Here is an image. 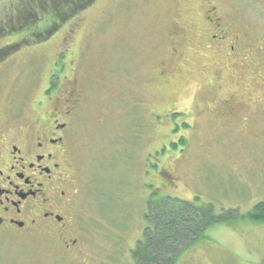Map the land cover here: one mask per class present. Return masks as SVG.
<instances>
[{
	"label": "rangeland",
	"instance_id": "rangeland-1",
	"mask_svg": "<svg viewBox=\"0 0 264 264\" xmlns=\"http://www.w3.org/2000/svg\"><path fill=\"white\" fill-rule=\"evenodd\" d=\"M19 1L0 0V130L29 132L49 97L73 89L77 199L65 228L0 235V264H134L147 237L169 238L166 212L151 208L167 198L236 217L174 264H264V225L239 218L264 202V0H98L60 18L40 2L19 13ZM218 18L220 45L209 39Z\"/></svg>",
	"mask_w": 264,
	"mask_h": 264
},
{
	"label": "flooded vegetation",
	"instance_id": "flooded-vegetation-1",
	"mask_svg": "<svg viewBox=\"0 0 264 264\" xmlns=\"http://www.w3.org/2000/svg\"><path fill=\"white\" fill-rule=\"evenodd\" d=\"M205 19L211 22L210 17ZM218 20L211 24L218 34L209 39L220 45L226 34ZM239 45L234 39L227 57H233ZM65 92L59 98L49 97L53 99L52 112L30 123L29 132L19 133L18 128L7 126L0 130V235L20 236L41 227L62 228L65 216L72 213L77 191L70 171L68 134L70 121L82 103L73 89ZM37 104L39 109L40 102ZM235 106L241 110L248 107L233 100L230 105L224 104L229 110ZM75 245L73 241L64 248Z\"/></svg>",
	"mask_w": 264,
	"mask_h": 264
},
{
	"label": "trees",
	"instance_id": "trees-1",
	"mask_svg": "<svg viewBox=\"0 0 264 264\" xmlns=\"http://www.w3.org/2000/svg\"><path fill=\"white\" fill-rule=\"evenodd\" d=\"M96 1L98 0H24L23 2L25 4L22 5L23 3L21 0L19 1L20 5H18V9L19 6H22V8L21 10L19 9L20 11L18 10V12L23 13L24 11H26L27 13H29L31 10H35L38 2H40L38 4L39 7H42V5L44 6L45 4L50 5V7L48 8H52L55 6L56 9L53 8L51 14L55 17V13L57 12V16L55 18H60L64 13L70 15L74 12H80V10H84L90 7L91 5L96 3ZM74 14H71L69 17L73 16ZM6 49L7 48L2 50V52L6 51ZM182 125L186 127L185 124ZM178 144L183 147L184 140L179 139L177 143L171 142L170 148L176 149ZM164 151L165 148L163 147L161 149V154L164 153ZM151 208L155 209L158 216H161L163 211L166 212V214L164 213L166 215L165 218H162V221L164 222L160 230L162 232V230L166 229V227H169L171 229V232L168 233L170 234L168 235L169 238H167V236L166 238L160 237V235L158 234H156L155 237L154 235L153 237L152 235L147 237L146 242L150 241L151 237L153 238L150 244H147L146 242L141 243L142 245L140 246V251L136 249V251L132 250V256L135 259L134 264H174V260L179 255L180 251L184 250L186 247L191 246L193 243L199 240L202 233L209 226L217 223H223L234 218L232 216L233 214H231L230 211L226 212L223 215L215 217L216 215H214V210L210 206L204 207L203 204L195 205L194 203L188 201H178V199L176 200L167 198L166 201H161V203L158 204L157 207L151 205ZM151 212L149 211L147 213L149 214L148 216L146 215L147 219L150 221H152L153 219H157L158 216H154V212ZM166 217H168V219H166ZM239 218L242 220H246L250 223H259L264 225V202H258L254 204L245 215H240ZM189 220H191L192 222H196V227H194V231H190ZM176 226L179 228H176ZM172 234L175 237L172 236ZM183 236H187V238L184 239ZM183 239L185 241L182 244ZM158 243L161 244V248L157 247ZM151 244H153L152 248L150 246ZM178 245L182 247L177 252ZM148 248H151L152 252L150 251L149 253ZM173 254H175V256H173Z\"/></svg>",
	"mask_w": 264,
	"mask_h": 264
}]
</instances>
